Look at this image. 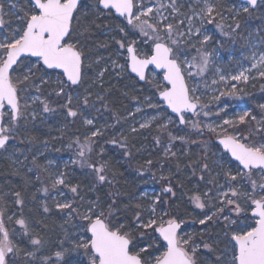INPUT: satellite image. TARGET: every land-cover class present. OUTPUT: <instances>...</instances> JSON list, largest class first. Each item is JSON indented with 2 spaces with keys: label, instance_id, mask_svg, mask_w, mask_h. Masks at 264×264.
<instances>
[{
  "label": "snow or ice",
  "instance_id": "1",
  "mask_svg": "<svg viewBox=\"0 0 264 264\" xmlns=\"http://www.w3.org/2000/svg\"><path fill=\"white\" fill-rule=\"evenodd\" d=\"M11 7L15 9L16 4ZM259 9H264V0H238L227 9L220 0H24L18 10L22 14L12 21L7 17L14 13L6 12L0 0V151L8 153L13 163L22 165L16 156L19 149L10 150L22 124L59 110L65 118L80 119L83 126L94 129L83 138L75 136L68 144L69 149L74 145L77 150L72 163L93 174L90 191L106 184L114 186L109 179L108 161L92 158L94 146L103 138L104 131L96 127V116L89 118L85 113L95 109L99 114L101 109L96 108V102L108 108L107 93H94L92 87H103L104 76L110 69L116 70L117 76L130 72L139 80L148 81L146 70L154 66L163 70L162 79L167 85H155L159 97L176 114L175 120L169 116L157 125L158 131L167 137V146L163 147L165 158H178V151H173L177 141L182 146L179 155L190 156L189 145L200 149L197 160L185 165L193 177L197 169L200 172L188 200L196 209L204 210L199 220L203 229L209 223L220 226L227 251L217 258V264H264V104L259 105V115L249 109L217 125L202 126L199 120L185 118L186 113L209 115L204 111L207 105H201L200 96L196 95L200 91L198 78L203 80L209 72L218 77L212 80L213 85H227L228 81L247 83L252 70L264 79V51H256L258 45L264 46V35H260L264 27L245 35L246 25L256 19L254 13ZM90 16L122 18V25H117L122 38L115 40L117 58L109 57V64L94 77L88 73L92 63L99 64L100 60L87 63L82 43L92 26L85 23ZM207 25H213L232 45L242 40L251 55L229 59L238 65L241 60H251L250 68L225 75L216 66L219 49L225 45L217 42L218 47L209 49L213 37L208 34ZM129 33L137 38L130 39ZM120 50L127 53L123 64L119 63L123 55ZM50 70H59L54 81ZM86 83L90 86L84 87ZM204 87L210 85L205 83ZM46 88L52 90L46 93ZM230 90L236 94L235 83ZM52 96L56 98V107L52 106ZM150 99L145 97L149 108L160 107ZM141 111L136 108V112ZM159 118H148L139 125L140 129L150 127ZM179 125L196 130L198 136H203L205 129L208 134H215L218 145L213 147L220 154L209 147L210 140H193L169 131L170 126ZM108 143L127 149V137ZM155 144H162L160 136L155 138ZM103 151L101 148L96 155L102 156ZM125 155L129 153L125 151ZM32 165L40 170L35 182L45 185L38 191L55 192L59 197H53V206L62 216L61 235L52 239L33 231V224L41 225V221H33L24 213L28 183L25 181L24 191L11 193V205L8 197L0 193V264H53L54 260L61 264L70 253L82 257L73 264H199L201 248L213 249L212 243L202 239L203 230L198 235L182 231L186 222L172 207L177 198L170 179L173 173L161 176L165 186L159 195L149 197L148 193H141L142 202L130 205L121 204L120 193L115 191L108 192L105 199L81 195L79 185H70L65 171L52 170L54 161L41 165L33 156ZM180 171L177 165V173ZM40 172L45 174L43 180ZM178 187L183 190V185ZM61 188H67L71 196ZM15 206L18 210L9 215ZM40 207L43 214H51L47 202ZM9 222L19 225V230L14 226L10 230ZM41 227L46 229L47 225ZM50 249L55 250L44 255Z\"/></svg>",
  "mask_w": 264,
  "mask_h": 264
},
{
  "label": "rangeland",
  "instance_id": "2",
  "mask_svg": "<svg viewBox=\"0 0 264 264\" xmlns=\"http://www.w3.org/2000/svg\"><path fill=\"white\" fill-rule=\"evenodd\" d=\"M2 2L5 5V11L14 13L7 18L15 21L16 15H21L18 10L20 7L24 4V0H2ZM222 2L225 9L231 7L232 4L238 3V0H220ZM12 4H16V8L13 9L11 7ZM257 21L256 23H252L251 26L245 31V35L247 34V31H255V29L264 27V9H259L256 12ZM107 23L112 24L111 27L106 28L105 30L101 31V34H103V39L96 44V54L95 57L91 55V58L88 60V63H92L93 61H96L97 59L100 60L99 64L92 63V70L90 72V77H94L95 73L98 72L101 68L105 67L109 64V57L112 59H116V52H117V46L115 44V40H119L122 38V34L118 32L117 25H122V18L116 19L114 16L112 18H107ZM15 26V24L13 25ZM208 34H211L213 37L212 42L208 45L209 49L213 47H218V43H223L225 45L224 48L219 49L220 56L218 58L219 63L216 65L217 67L221 68L223 73L225 75H236L239 71L243 69L250 68L251 60L244 61L241 60L240 64H236L235 60H230V56H234L235 59H240L241 55L244 56H250L251 52L249 49L245 46H243V41L241 45H238L236 43L235 45H232V41L226 38H223L219 31L214 28L213 25H207ZM260 35H264V32L260 33ZM115 38V39H113ZM130 39H136L137 37H134L129 33ZM110 46V47H109ZM231 46V47H230ZM141 48H143V45H140ZM123 54L122 57L119 59V63L123 64L124 59L123 56H126L127 53L124 50H120ZM256 51H264V46L258 45ZM35 58H33L34 60ZM110 67V66H109ZM53 71V70H52ZM51 72V71H50ZM59 72L57 70H54L51 74L53 76V81L55 80L56 73ZM249 75V81L247 83L244 82H236V81H228V84L224 83H217L212 84L213 79H217L218 77L214 75V72H209L203 80H200L198 78L197 82L199 83L200 91L196 93V95L200 96V103L201 105H207L206 108H204V111L208 112V116H204L203 113L199 116H194L193 114L186 115V119L190 121L199 120L201 125L205 124H212L217 125L222 123L224 119H234L239 114H242L245 110H251L253 113V107H256L258 109L259 105L264 104V79H261L258 76L257 70H252L248 73ZM153 76H155V79L153 81ZM163 72L156 71L155 69H152L148 75V81L144 83H140L138 79L133 75V73L126 72L119 76L116 75V70L110 69L104 76V84L103 86H111V85H121L125 89L126 94L129 92H133L136 96L135 99L127 102V105L122 107L121 110V117L118 118L115 117L111 120H107L108 114L103 113V108L101 107L99 102H96V108H100L101 111L98 115V119L100 121V126L95 125L96 127L101 128L102 130L111 128L113 132H115V136H113L111 139L105 140L102 139L101 142H97L96 145L97 149L94 146V154L92 158H94L95 154L101 153V148L105 149V146L108 144L112 147H119V144H111L108 143V141L112 139H117L118 141L122 139V137H126V133L128 135L133 136L134 132L131 131L132 128H136L137 131L140 134L139 144H138V152L139 155L137 158L133 159L132 167L134 168L135 175L133 176V179L131 180H138L140 185L142 186V189L140 191L141 193H148L149 197H152L153 195H159L161 192V188L165 186V182L161 180V176H169L170 173H173L175 175L171 176L170 179L173 182L174 190H176L175 181L178 178H182L179 176L180 172L177 173V170L170 165H166L163 161L159 163V168L154 169L151 167L152 160L148 157L153 150H156L157 148H162L167 146L156 145L155 144V138L156 136H151L149 129L152 126H156L155 129H157V125L160 123H163L167 117H172L173 120L176 119V115L172 114L165 106L163 101L160 100L159 94L157 91V88L155 85H159L161 88L164 85V81L162 79ZM189 83H193V81H189ZM207 83L210 85L209 88L205 89L204 84ZM235 83L237 87L236 94H231L230 86L231 84ZM90 85L86 83L84 87H89ZM93 92H100L103 93V90L101 87H92ZM221 92L225 93L224 95H221ZM33 94H35L33 92ZM145 97H150V102L152 104H158L159 108H149L148 103L149 101L145 100ZM216 97H219V99H216ZM94 99V97H93ZM57 105L53 106L56 107ZM139 107L142 109L141 112H136V108ZM221 109H224V111H221ZM94 113H97L95 109L93 110ZM199 111V110H198ZM93 112H91V109H89L85 115L89 116L91 118L92 116H95ZM129 113H133V115H129ZM219 113V115H217ZM57 114V115H56ZM98 114V113H97ZM47 120L52 121L53 126V133L52 138L55 139V141H48L47 139H44L38 143H36L34 146L27 148V150H21L16 146V142L12 141V145L10 147V150L19 149V151L16 152V156L19 158L20 161L23 162V164H18V166H27V168H31L33 165L28 164L24 157L28 156V152L31 150L34 152L35 156L37 158L43 159L41 162L42 165L46 164L47 161L51 160L55 162V165L53 167V171L60 170L65 171L66 173L72 172L74 168L81 170L85 174V177L87 179V176L89 174V171L87 169H82L79 167V165L73 164L72 161L76 159V148L73 145L71 149L68 148V144L71 142V140L75 136H81L83 138L84 135L88 134L91 130V128H86L83 126L82 133L77 132H70L67 133L65 130H68L70 128L67 127L68 123H72L73 119L75 118H65V114L62 111H57L53 113H48L47 115L44 114ZM255 115V114H254ZM153 116H159V120L152 123V125L145 129H140L139 125L141 123H144L148 118ZM79 121L80 119H75V122ZM35 121H32L34 123ZM82 123V122H81ZM105 125H108L109 127L105 128ZM171 129L174 130L173 135H185L188 136V134L196 132V130L191 129L190 127H186L183 125L179 126H170ZM66 134L70 135L71 140L66 141V143H62V138L66 136ZM127 135V136H128ZM150 138V140L148 139ZM61 140V141H60ZM69 140V139H68ZM46 142V143H45ZM193 146V145H189ZM62 147H65L70 153L67 155L59 154L58 152L62 149ZM188 147V148H189ZM196 147V146H195ZM209 147H212V151L217 152V148L213 147V142L211 141V144ZM221 147V146H220ZM36 148V149H35ZM222 148V147H221ZM118 151L114 152V155ZM104 153V151H103ZM130 156V152L128 151ZM219 155L220 153L217 152ZM215 159V157H212ZM100 159V158H96ZM125 157H119L118 161H125ZM148 161H151V164L148 163ZM30 162H32L30 160ZM67 165V167H65ZM135 165H143L144 169H141L140 167L137 168ZM152 170V172L150 171ZM183 170V168H182ZM181 170V171H182ZM199 170V169H198ZM199 172V171H198ZM187 174V173H185ZM186 175L184 178H182V182H179L178 185H183V190L179 191L177 193L178 198L181 202L186 206V213L181 218L186 223L182 225V231L188 232V233H195L199 234L202 230L205 232V235L202 237L205 241H208L213 244V249H203L201 248V264H209L210 263V255L209 252H213L216 247L218 246L219 254L217 256L220 257L222 253L226 252L227 249L225 248L226 240L223 238L222 231L220 229L219 225L213 226L211 223H209L207 229H203L202 226L199 224V220L203 218V212L204 210L196 209L195 206L191 203H189L188 196L191 194V191L194 190L195 185L198 182V177L200 175V172L193 177V175ZM142 176L141 179L139 177ZM190 176V177H189ZM69 181L70 185L72 184V175L69 174ZM190 178V179H189ZM137 181V182H138ZM185 183V184H184ZM203 187V185H201ZM61 191L65 192L67 196H71L70 193H68V190L65 188H61ZM140 194L138 195V198H140ZM53 197L56 199H59V197L56 195V193H53ZM13 211L17 210H11L9 211V215L12 214ZM185 218H189L191 220L189 223L185 220ZM62 220V218H60ZM63 223V220L61 221ZM13 224H8L9 229L11 230L13 228ZM17 230H19L20 226L15 225L14 226ZM217 237H219V242H216ZM67 257V258H66ZM65 257L64 261L61 262V264H73L75 260L81 259L79 254L76 253H70ZM216 258V260H217ZM53 264H56L55 260L53 261Z\"/></svg>",
  "mask_w": 264,
  "mask_h": 264
},
{
  "label": "trees",
  "instance_id": "3",
  "mask_svg": "<svg viewBox=\"0 0 264 264\" xmlns=\"http://www.w3.org/2000/svg\"><path fill=\"white\" fill-rule=\"evenodd\" d=\"M222 3V2H220ZM254 16L256 19H254L250 24L246 25V30L251 26L252 23H256L257 16L256 13H254ZM94 20V23L92 21ZM85 23L92 24V26L89 28V32L87 35H85L82 38V43L84 44L85 52L88 56V60L91 58V55L95 57L96 49L95 46L97 43H99L103 39V34H101V31L105 30L106 28H109L112 26V24L107 23V19L105 17L95 18L93 16H90ZM238 45L242 44L241 41H237ZM110 47V46H109ZM97 55V54H96ZM88 63V61H87ZM53 72V71H52ZM90 72L88 73V76L90 77ZM86 85V84H85ZM84 85V86H85ZM165 87V84L162 86ZM103 90V93H107L106 95V103L108 104V108H103V113L108 114L107 120L113 119L115 116L120 118L121 117V110L122 107L127 105V102L133 100L136 98L135 94L131 91H128V94H126L125 89L121 87V85H111L109 86H103L101 87ZM51 88H46L45 92H50ZM93 91V90H92ZM95 93V91H94ZM52 103V106L57 105L56 104V98L55 96L50 97ZM60 103H63V101H60ZM94 109H91V112L94 113ZM260 109L253 107V114L259 115ZM48 114V113H47ZM46 114V115H47ZM96 116V125L100 126V121L98 119V115L94 113ZM57 115V114H56ZM115 115V116H114ZM204 125V124H203ZM202 125V126H203ZM70 128L68 130H65L67 133L70 132H79L82 133L83 125L81 122L76 121L75 123H68L67 127ZM156 126H152L149 129V132L151 136H160L162 140V145L165 146L167 144V137L166 135H162L157 129H155ZM104 136L103 138L99 139L97 142H101L102 139L108 140L111 139L113 136H115V132L111 130V128L104 129ZM169 131H171L174 134V130L169 128ZM53 126L52 121L47 120L45 115L42 118H38L34 123L29 122L27 125L21 126V132L18 134L17 138L14 140L16 142V146L21 150H27V148H30L34 146L36 143L47 139L50 141H55V139L52 138L53 133ZM127 137V149H122L119 147H112L108 144L105 146L104 153L102 156L94 155V160L96 158H100L101 161H108L109 163V179L114 181L113 185H104L102 187H98L96 191H90V189L93 186V174L89 172L87 179L85 177V174L81 172V170L74 168L73 171L69 174H71L72 177V184L71 185H79L81 189V195H86L89 199H95L97 196H99L101 199H105L107 197L108 192L115 191L120 193V201L121 204H130L135 205L138 202H142L138 195L140 194V191L142 189V186L140 185L138 180H131L133 179V176L135 175V170L132 167L133 159L137 158L139 155L138 152V144L140 139V134L137 132H134L133 136L128 135V133L125 134ZM128 135V136H127ZM188 136L193 140H210L213 142V145H218L215 134H208L207 130L205 129V134L203 136H198L196 132L188 134ZM71 140L70 135L66 134L65 137L62 138V143H66V141ZM150 140V138H148ZM98 145H95V148L97 149ZM181 143L179 141L176 142L175 146L173 147V151H178V158H165L163 149L157 148L156 150H153L152 153L148 156L153 162L151 167L154 169L159 168V163L163 161L166 165L173 166L177 170V165H179L180 169L183 170L180 171L179 176L184 178L186 175H189L191 173L190 169H186L185 165L189 164L190 162L196 161L199 154L200 149L195 146H188L190 151V156H183L179 155V150H181ZM36 149V148H35ZM118 151L115 155L114 152ZM125 151L130 152V156L127 157L125 155ZM68 149L65 147H62V149L58 152L59 154L67 155L70 153ZM95 152V150H94ZM35 156L34 152L31 150L28 152V159L25 160L28 164L32 165V157ZM119 157H125L126 160L121 162L118 161ZM43 159L37 158V163L41 164ZM42 165V164H41ZM137 168L144 169L143 165H135ZM33 168V166L31 167ZM38 169L33 168L32 172L28 171L27 166H18V164H15L12 162V160L8 159V153L0 151V193L6 195L8 197V203L9 205L12 204V196L11 193L13 191H24L25 190V181H28L27 188H26V206L24 208L25 215H28L30 219L33 221H41V225L46 224L47 228L42 229L41 225L33 224V231L37 232L46 238H52L55 239L59 235H61L59 225L62 223L61 219L62 216L58 214V212L54 209V199H53V193L46 194L43 191H38V189H42L45 185L40 182L36 181V175L38 173ZM152 172V170H150ZM199 170H196V175ZM187 173V174H185ZM41 174V180L44 179L45 174L40 172ZM114 174V175H113ZM192 175V174H191ZM190 177V176H189ZM69 178V177H68ZM142 176L139 177L141 179ZM182 178L176 179L175 188L176 192L178 193L180 191L178 187V183L182 182ZM190 179V178H189ZM138 181V182H137ZM185 184V183H184ZM67 189V188H65ZM35 196V200H32V197ZM44 202H47L49 206L52 208L51 214H43V210L40 207L41 204ZM178 206V207H177ZM173 211H179L181 213V218L186 213V206L183 204V202L180 201V199L177 198L173 200L172 202ZM18 210V206L12 207L11 210ZM10 210V211H11ZM128 215H131V213H128ZM187 223H189L191 220L189 218H185ZM11 226V222H9ZM55 249H50L49 251H46L44 255H51V252ZM201 251L198 253V262L199 264L202 263L199 259H201ZM219 254L218 246L213 252H209L210 255V263L209 264H217V256ZM67 258V257H66Z\"/></svg>",
  "mask_w": 264,
  "mask_h": 264
},
{
  "label": "water",
  "instance_id": "4",
  "mask_svg": "<svg viewBox=\"0 0 264 264\" xmlns=\"http://www.w3.org/2000/svg\"><path fill=\"white\" fill-rule=\"evenodd\" d=\"M151 68H154L155 70H157V71H163V70H161V69H156L154 66H149V68L146 70V75H148V72L150 71V69ZM57 71H59V70H57ZM134 74V73H133ZM135 75V74H134ZM137 77V76H136ZM138 78V77H137ZM141 81V80H140ZM141 82H145V81H141ZM160 98V97H159ZM160 100L161 101H163L161 98H160ZM164 106L172 113V111H171V109H169L168 107H167V105L164 103ZM172 114H174V115H176L175 113H172ZM188 114H192V113H186L185 114V118H186V115H188ZM217 141V140H216ZM217 143H218V141H217ZM222 147V146H221Z\"/></svg>",
  "mask_w": 264,
  "mask_h": 264
},
{
  "label": "flooded vegetation",
  "instance_id": "5",
  "mask_svg": "<svg viewBox=\"0 0 264 264\" xmlns=\"http://www.w3.org/2000/svg\"><path fill=\"white\" fill-rule=\"evenodd\" d=\"M152 69H154V68H151L150 69V71L152 70ZM51 71V73H52V70H50ZM150 71L148 72V75H149V73H150ZM157 71V70H156ZM159 72H163V71H159ZM134 75V74H133ZM148 75H147V77H148ZM135 77H136V75H134ZM137 78V77H136ZM138 79V81L140 82V83H144V82H141L140 80H139V78H137ZM146 82V81H145ZM165 84V86H167L166 85V82L164 83ZM68 141H70V140H68Z\"/></svg>",
  "mask_w": 264,
  "mask_h": 264
}]
</instances>
